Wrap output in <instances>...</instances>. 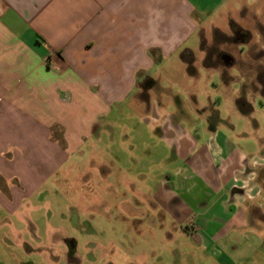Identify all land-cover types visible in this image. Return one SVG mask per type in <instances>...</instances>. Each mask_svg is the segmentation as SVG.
Segmentation results:
<instances>
[{
  "label": "crops",
  "instance_id": "1",
  "mask_svg": "<svg viewBox=\"0 0 264 264\" xmlns=\"http://www.w3.org/2000/svg\"><path fill=\"white\" fill-rule=\"evenodd\" d=\"M240 1L256 0H0L2 210L18 213L67 173L100 120L139 95L150 69L173 66L193 77L206 68L194 57L202 29ZM218 131L212 125L203 145L200 138L179 141L176 195L197 213L194 232L220 264L264 261L254 250L260 236L248 256L223 249L232 228L264 222V175ZM175 133L161 129L167 141L178 142Z\"/></svg>",
  "mask_w": 264,
  "mask_h": 264
},
{
  "label": "rangeland",
  "instance_id": "2",
  "mask_svg": "<svg viewBox=\"0 0 264 264\" xmlns=\"http://www.w3.org/2000/svg\"><path fill=\"white\" fill-rule=\"evenodd\" d=\"M224 54L233 64L225 65ZM194 57L207 69L193 77L173 66L150 69L139 95L100 120L67 173L18 213L0 207V241L9 239L0 242L2 264H220L194 232L197 213L176 195V148L181 139L205 144L215 125L264 175V0L237 2L205 26ZM240 98L250 108L242 110ZM163 127L178 142L165 140ZM258 236L254 250L264 254L263 221L232 228L223 249L248 256Z\"/></svg>",
  "mask_w": 264,
  "mask_h": 264
},
{
  "label": "water",
  "instance_id": "3",
  "mask_svg": "<svg viewBox=\"0 0 264 264\" xmlns=\"http://www.w3.org/2000/svg\"><path fill=\"white\" fill-rule=\"evenodd\" d=\"M222 59L226 66H230L231 64H233V58L227 54H224L222 56Z\"/></svg>",
  "mask_w": 264,
  "mask_h": 264
},
{
  "label": "trees",
  "instance_id": "4",
  "mask_svg": "<svg viewBox=\"0 0 264 264\" xmlns=\"http://www.w3.org/2000/svg\"><path fill=\"white\" fill-rule=\"evenodd\" d=\"M192 71V69H190V72ZM238 105L240 106V108H242V110H244L243 107L247 106L248 108H250V106L248 105V103H246V101L243 98H240L238 100Z\"/></svg>",
  "mask_w": 264,
  "mask_h": 264
}]
</instances>
